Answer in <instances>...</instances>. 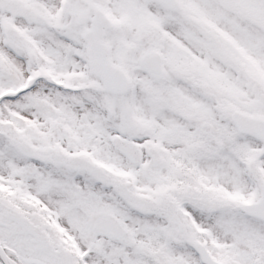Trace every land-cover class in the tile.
Returning <instances> with one entry per match:
<instances>
[{"label":"snow or ice","instance_id":"obj_1","mask_svg":"<svg viewBox=\"0 0 264 264\" xmlns=\"http://www.w3.org/2000/svg\"><path fill=\"white\" fill-rule=\"evenodd\" d=\"M0 264H264V0H0Z\"/></svg>","mask_w":264,"mask_h":264}]
</instances>
